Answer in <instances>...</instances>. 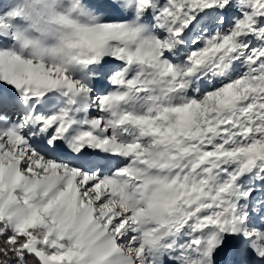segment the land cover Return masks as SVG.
Returning <instances> with one entry per match:
<instances>
[{
	"label": "snow or ice",
	"instance_id": "6c2138e0",
	"mask_svg": "<svg viewBox=\"0 0 264 264\" xmlns=\"http://www.w3.org/2000/svg\"><path fill=\"white\" fill-rule=\"evenodd\" d=\"M0 264H264V0L0 3Z\"/></svg>",
	"mask_w": 264,
	"mask_h": 264
},
{
	"label": "trees",
	"instance_id": "16d2710c",
	"mask_svg": "<svg viewBox=\"0 0 264 264\" xmlns=\"http://www.w3.org/2000/svg\"><path fill=\"white\" fill-rule=\"evenodd\" d=\"M7 0H0V3H6Z\"/></svg>",
	"mask_w": 264,
	"mask_h": 264
}]
</instances>
